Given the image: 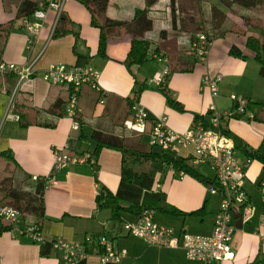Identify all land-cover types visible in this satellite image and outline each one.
<instances>
[{
    "label": "crops",
    "instance_id": "crops-1",
    "mask_svg": "<svg viewBox=\"0 0 264 264\" xmlns=\"http://www.w3.org/2000/svg\"><path fill=\"white\" fill-rule=\"evenodd\" d=\"M89 1L87 0L85 5L81 0H66L63 7L67 17L80 25L82 48L79 49L80 47L77 46V50L82 54L81 56H78L73 49L75 37L72 33L52 36L57 21L53 9L48 10L45 24L30 48L27 45L28 32L23 26L22 19L15 20V26L8 35L1 57L8 63L25 65L33 61L36 70H42L58 62L91 63L101 71L99 88L83 85L78 90L79 109L74 116L67 113L72 90L69 85L50 83L39 74L19 81L14 73H0V151L8 149L23 173L31 177L35 174L39 177L49 174L53 169V150L63 147L68 142L73 152L87 156L92 148L89 134L96 127L120 135L131 145L144 143L150 146L148 141L145 143L143 136L146 135L148 138L151 121H148L145 127H138L132 120L128 98L135 95V79L143 87L137 100L149 117L165 116L167 124L180 131L195 122L194 113L208 116L212 105L222 113L234 108L231 94L237 97H249L252 102L247 111L260 116L261 119L251 116L248 112L236 111L233 116L226 118L225 124L242 146H257L260 143L264 137V77L259 73V62L245 45L246 35L226 31L210 42L204 60L193 62L191 32L172 27L173 0H157L152 5H148L147 0H102L93 6ZM174 4L177 7L176 20L179 21V0H174ZM15 11L14 8L11 12H6L3 1L0 0V22L13 18ZM187 12V19L191 21L190 26L195 27L201 23L194 13V7L188 8ZM107 17L130 20L141 28L146 36L151 37L149 51L153 52V49L158 47L159 51L164 53L168 70L170 69L166 84L186 110L171 106L166 95L153 81L155 75L163 74V65L159 60L150 59L142 65L134 64L130 69L126 66L124 59L131 47L132 34L127 32L124 26L116 25L111 28L106 41V56L97 54L100 28L93 23V19L97 23H102ZM232 43H236L246 51L248 57L241 58L231 54L229 48ZM179 61L192 62V70L174 69ZM206 73L222 74V80L219 81L215 94L203 79ZM14 99L30 107H49L56 99H62L60 107L62 114L58 117L55 126L31 124L21 127L13 118ZM75 120L79 124L78 128L73 127ZM236 151L239 160H244V154L240 149L237 148ZM188 152L187 149H183L181 153L176 154L187 155ZM121 157L120 150L103 147L96 157L97 176L93 173V163L90 161L69 164L56 172L55 181L47 184L44 191L45 215L41 233L45 239L61 236L68 240H82L90 233H107L114 237L119 247L128 251L127 245L124 247L118 242V238L122 239L121 236L124 235L119 233L116 236L115 232L114 234L107 232L111 221L114 222L111 218V209L99 207L96 202V195L101 185L112 191L118 187ZM5 163L6 159L2 157L0 165L3 166ZM198 164L208 165L194 163V165ZM156 165L161 166L160 171L157 170L156 177L157 181L161 182L156 181V184L158 183L159 188L165 191L168 203L184 211H192L203 205L206 207L204 214L162 213L158 222L171 225L178 230L210 232L214 213L217 210L212 206L214 196H217L221 202V195L211 193L208 183L188 173L180 176L179 171L171 165L163 162H157ZM263 170L261 163L256 159H253L247 167L244 187L251 205H253V196L246 185L258 188L257 178ZM205 175L209 178L214 177L211 167L209 173ZM262 202L260 212L251 219L244 218V208L240 207L243 212V226L235 227L233 231L230 242L234 251L232 258L207 263L188 258L181 246L150 244L156 250L159 264H264ZM126 214L135 219L136 215L124 212L123 216ZM155 215L156 213L154 218ZM177 225L179 227H176ZM112 227L115 228V225ZM113 228L111 231H114ZM86 261L87 264H102L97 254L90 255ZM122 263L123 261L119 264ZM0 264H62V262L59 251L48 256L41 255L38 242L24 239L19 235L15 236L8 229L0 233Z\"/></svg>",
    "mask_w": 264,
    "mask_h": 264
},
{
    "label": "built area",
    "instance_id": "built-area-1",
    "mask_svg": "<svg viewBox=\"0 0 264 264\" xmlns=\"http://www.w3.org/2000/svg\"><path fill=\"white\" fill-rule=\"evenodd\" d=\"M37 7L28 16L23 18V26L28 32L27 45L30 48L40 30L45 24L49 9L56 12V20L62 14L66 0H33ZM57 22V21H56ZM213 31L198 32L196 40L192 43L195 47L199 60H204L207 48L210 44L209 36ZM154 58L163 65V74L168 70L167 59L161 53L155 52ZM33 61L25 65L8 63L0 58V73H14L19 81L34 74H39L50 83L67 84L72 86L68 101L67 113L74 116L78 107V90L83 85L99 88L98 80L100 69L91 63L76 64L68 62L52 63L42 70L33 67ZM155 75L153 81L160 84L162 76ZM205 83L211 87L212 92H217V85L222 80V74H209L203 76ZM234 108L226 113L220 112L215 105L210 107L208 114L209 125L201 121L193 122L185 130H176L167 124L165 116L156 118L149 117L145 108L140 105L135 97H131V112L133 123L138 127H145L148 121L151 125L148 131V144L157 149L174 153H181L183 149L189 152L193 163H206L214 173V182L210 185L211 193H218L222 199L220 207L214 213L212 229L208 233L192 232L186 229H176L167 224L160 223L154 218V211L143 209L135 216V219L126 221L124 229L127 234L140 237L148 244L167 247H183L186 256L190 259L202 260L207 263L229 259L234 256L231 249V239L235 229L232 207H240L252 212L249 195L244 187L249 163L239 160L234 136L225 130L221 122L223 116L233 115L236 111L248 112L246 97H237L231 94ZM249 113V112H248ZM251 116L253 114L249 113ZM16 119V116L13 115ZM74 128L79 124L75 120ZM90 161L95 162L93 157L73 152L68 142L61 148L53 150V169L45 175L46 185L55 181L56 172L69 164ZM180 176L185 174L179 171ZM33 179L39 175L32 176ZM159 188V184L155 185ZM258 188L264 200V182L259 181ZM241 211V210H240ZM242 212V211H241ZM243 214V212H242ZM4 221L12 225L10 229L15 236H24L37 242L44 241L41 231L36 224H26L23 212L18 207L3 201L0 198V222ZM54 244L57 246L62 264H73L81 259H87L92 254H97L102 264L108 262L121 263L128 256L126 248L119 247L115 239L107 234L93 237L86 235L82 240H68L64 237H55Z\"/></svg>",
    "mask_w": 264,
    "mask_h": 264
},
{
    "label": "trees",
    "instance_id": "trees-1",
    "mask_svg": "<svg viewBox=\"0 0 264 264\" xmlns=\"http://www.w3.org/2000/svg\"><path fill=\"white\" fill-rule=\"evenodd\" d=\"M3 7L6 12H11L15 8V16L5 22H0V58L2 57L5 49L6 41L9 33L15 26V20L22 19L30 15L37 7L33 0H2ZM157 0H147L148 5H152ZM229 11L242 17L249 25L251 29H245L242 34L246 35V47L250 50L251 55L257 59L260 64L259 73L264 77V26H258L252 24L247 20L245 10L254 9L257 7L264 8V0H219ZM87 5V0H81ZM177 7L172 5V27L179 28L180 30H189L191 32V42L196 40L197 33L207 31L211 29L212 35L209 36V40L212 41L217 36L223 35L226 31L230 30L228 15L225 10L216 4L210 6V26L208 28L199 25L192 27L188 21V16L185 13L183 18L182 13L184 8L182 4H179V21L176 20ZM93 23L98 25L100 28L99 34V45L97 54L106 56V41L111 33V28L116 25L124 26L127 32L132 34L131 47L127 53L124 62L130 69L132 65H142L150 59H155L153 54L155 52L164 53L159 51L158 47L153 49V52L149 51L151 45V37L146 36L144 31L135 26L130 20L125 19H114L105 18L102 23H97L93 19ZM253 29H257L258 33H255ZM163 30V29H162ZM72 33L75 37V43L73 49L78 56L82 54L77 50V41H80V25L79 23L69 19L66 14L59 17L54 27L52 36H61L64 34ZM194 59L193 62L198 61L195 47L192 46ZM229 52L233 55L240 56L241 58L248 57L246 51H244L236 43H232ZM192 63V62H191ZM181 63L174 67L182 71H189L193 68L191 64ZM170 75V69L167 70L163 76L161 83L157 85L167 97L169 104L179 110H186L183 104L174 97L172 92L169 90L166 82ZM135 99L138 98V94L142 90V85L135 79ZM72 88L71 85H69ZM248 103L246 110L252 100L248 97ZM131 106V98H128ZM62 99H56L49 107H30L18 103L15 99L13 100L12 113L16 116L17 123L21 127H26L31 124H39L45 126H55L58 117L62 114L60 107ZM241 113V112H240ZM235 113H233L234 115ZM223 116L221 119L222 126L226 131L230 132L226 127V118ZM253 117L261 119L260 116L253 114ZM194 120L201 121L205 125H209V118L206 115L194 113ZM90 143L92 148L87 154V158L95 157L93 163V173L97 176L98 165L96 157L99 151L103 147H112L121 151V173L118 187L115 191H112L106 186L101 185L96 195L97 206L109 207L111 209V218L122 221L125 217L123 213H131L137 215L143 209L148 208L161 213L170 215H185V214H204L206 211L205 205L194 209L192 211H184L177 206L170 204L166 201V193L161 188H156L155 184L157 181V162H163L166 165H171L175 170L184 171L195 178L202 180L211 185L214 180L209 178L200 172L196 165L192 162L191 156L172 153L170 151L153 148L146 146L144 143L138 145H131L123 140V138L115 133L104 131L100 128H93L89 134ZM236 141V139H235ZM70 143V142H69ZM71 146V144H70ZM236 147L244 154V160L249 164L253 159L258 160L262 168L264 169V137L261 139L257 146L244 145L242 146L236 141ZM0 155L6 159V163L3 165V171L0 174V198L21 209L26 220V224H36L38 229L41 231L42 223L45 215V200L44 191L46 187V181L44 177L32 179L31 176L23 173L20 166L14 156L9 152L8 149L0 151ZM161 182V181H157ZM262 211L264 213V200H262ZM127 221V220H126ZM12 225L4 221L0 222V233L4 230L11 229ZM91 236L97 237L100 234L90 233ZM20 237L32 240L31 238L21 236ZM112 237V236H111ZM114 238V237H113ZM55 238L44 239L39 243V251L41 255H52L58 253V248L54 244ZM73 264H87L86 259H81ZM106 264H119L114 262H108Z\"/></svg>",
    "mask_w": 264,
    "mask_h": 264
},
{
    "label": "rangeland",
    "instance_id": "rangeland-1",
    "mask_svg": "<svg viewBox=\"0 0 264 264\" xmlns=\"http://www.w3.org/2000/svg\"><path fill=\"white\" fill-rule=\"evenodd\" d=\"M102 0H90L89 4L90 5H96V3L101 2ZM211 3H217L220 5L228 15V22H229V27L232 28V31H235L239 34H242L245 29H251V26L249 23H247L242 17L239 15L233 13L232 11H229L221 2L218 0H179V4L183 6L184 12L182 13L183 18L185 17V13H188L187 10L188 8L194 7V13H196L197 18L200 20L201 24L203 27L208 28L210 26V6ZM245 14L247 15V20L252 23L256 24L258 26H264V8L262 7H257V8H250L244 11ZM65 14V11H62L63 15ZM105 20V19H104ZM255 33H258L257 29H253ZM77 46H81V42L77 41ZM80 47L79 49H81ZM170 52V50H168ZM150 63L153 64L152 61ZM160 64V63H158ZM161 65V64H160ZM20 92V91H19ZM14 98V94L12 95ZM261 103V101H258ZM264 118V117H263ZM1 127V125H0ZM143 140L145 143H147L148 138L146 135L143 136ZM2 156L0 155V164H1ZM206 165V164H205ZM157 167V165L155 164ZM2 165H0V174L3 171ZM197 169L202 172L204 175L206 173H209L210 171V166L206 165L203 166V164H198L196 165ZM161 166L158 165L157 170L160 171ZM158 174V173H157ZM258 181H263L264 182V170L261 171V173L258 175ZM252 192L253 196V212L250 213L244 209V218L251 219L253 216H255L256 213L260 212V205L263 200V195L260 192L259 188H255L254 186L246 185ZM212 206L214 209H218L220 207V202L219 199H217V196H214V201L212 203ZM108 209V208H104ZM162 213L160 211L156 212L155 218L157 221H159ZM125 218L122 221L113 219L114 222L111 221V226L108 227L107 232L110 234H114L118 236V234H122L124 236H121V238H118V242L124 247L126 245L129 247L128 252L129 256L124 258L122 261V264H159L157 259V254L156 250L153 249V246L142 240L140 237L127 234L125 229H124V223L127 221L133 220V217H131L129 214H126L124 216ZM115 225V228L112 226ZM176 227H179L178 225ZM114 229V231H111V229ZM189 231H194L190 230ZM107 234V233H106ZM108 235V234H107ZM109 236V235H108Z\"/></svg>",
    "mask_w": 264,
    "mask_h": 264
},
{
    "label": "water",
    "instance_id": "water-1",
    "mask_svg": "<svg viewBox=\"0 0 264 264\" xmlns=\"http://www.w3.org/2000/svg\"><path fill=\"white\" fill-rule=\"evenodd\" d=\"M232 211H233V216L235 218V220H234L235 227L241 228L243 226V214H242V212L236 206L232 207Z\"/></svg>",
    "mask_w": 264,
    "mask_h": 264
}]
</instances>
